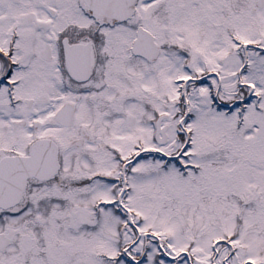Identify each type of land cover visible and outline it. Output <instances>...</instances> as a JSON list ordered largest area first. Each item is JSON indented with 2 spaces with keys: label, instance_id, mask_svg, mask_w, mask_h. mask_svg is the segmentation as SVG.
I'll use <instances>...</instances> for the list:
<instances>
[{
  "label": "snow or ice",
  "instance_id": "1",
  "mask_svg": "<svg viewBox=\"0 0 264 264\" xmlns=\"http://www.w3.org/2000/svg\"><path fill=\"white\" fill-rule=\"evenodd\" d=\"M0 264H264V0H0Z\"/></svg>",
  "mask_w": 264,
  "mask_h": 264
}]
</instances>
